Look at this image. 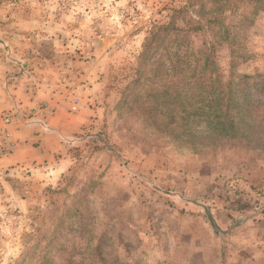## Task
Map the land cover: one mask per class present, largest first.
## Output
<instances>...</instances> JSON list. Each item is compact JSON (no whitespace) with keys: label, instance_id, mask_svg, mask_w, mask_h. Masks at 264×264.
Here are the masks:
<instances>
[{"label":"rangeland","instance_id":"374dc122","mask_svg":"<svg viewBox=\"0 0 264 264\" xmlns=\"http://www.w3.org/2000/svg\"><path fill=\"white\" fill-rule=\"evenodd\" d=\"M185 52L264 76V0H0V264H264V148L159 128Z\"/></svg>","mask_w":264,"mask_h":264},{"label":"trees","instance_id":"16d2710c","mask_svg":"<svg viewBox=\"0 0 264 264\" xmlns=\"http://www.w3.org/2000/svg\"><path fill=\"white\" fill-rule=\"evenodd\" d=\"M244 15L241 23L247 19ZM169 28L165 24L154 25L146 40L142 58L149 56L150 48L157 53L161 46L166 47L165 35ZM183 30L175 28L177 33ZM168 58L169 62L174 61L168 73L171 80L159 96H163L159 98L163 102L155 101L160 117L167 115V120L159 125L155 118L156 126L159 125L160 129L162 125L180 128L176 131L173 127L170 131L177 139L188 137L191 141L197 134L203 137L212 133L217 138L243 141L264 148V76L252 79L245 76L238 82L233 78L223 80L211 67L213 62L210 58H207L203 68L199 64L192 66L190 54L186 52L174 60L170 54ZM156 70L161 71L160 66ZM202 143L207 147L205 142ZM197 147L190 146L192 151H199Z\"/></svg>","mask_w":264,"mask_h":264},{"label":"built area","instance_id":"2783aa9c","mask_svg":"<svg viewBox=\"0 0 264 264\" xmlns=\"http://www.w3.org/2000/svg\"><path fill=\"white\" fill-rule=\"evenodd\" d=\"M4 120H5V122H10V117L7 116Z\"/></svg>","mask_w":264,"mask_h":264}]
</instances>
